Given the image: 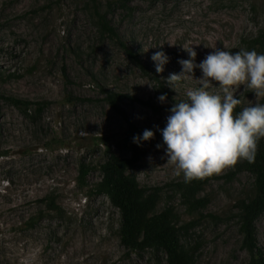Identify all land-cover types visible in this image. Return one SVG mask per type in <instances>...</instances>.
<instances>
[{"label":"rangeland","instance_id":"374dc122","mask_svg":"<svg viewBox=\"0 0 264 264\" xmlns=\"http://www.w3.org/2000/svg\"><path fill=\"white\" fill-rule=\"evenodd\" d=\"M97 2L145 67L119 41L101 35L90 0H0V92L48 102L30 118L0 99V264H166L163 251L132 252L122 244L121 215L101 187L109 152L131 157L116 146L128 123L105 100L106 91L126 95L119 105L138 126H162L170 97L187 100V91L200 86L199 68L174 89L167 83L181 72L178 61L189 59L184 48L197 52V64L215 49L264 54L256 42L264 36V0ZM158 51L169 57L161 73L151 59ZM211 91H220L217 82ZM235 95L242 101L235 113L264 104L246 86ZM159 145L128 174L142 187L161 188L157 212L172 210L197 264H249L236 213L254 177L243 172L229 181L231 168L215 175L199 193L208 206L193 215L178 187L183 173L176 175L167 146ZM256 225L264 249V214Z\"/></svg>","mask_w":264,"mask_h":264},{"label":"trees","instance_id":"16d2710c","mask_svg":"<svg viewBox=\"0 0 264 264\" xmlns=\"http://www.w3.org/2000/svg\"><path fill=\"white\" fill-rule=\"evenodd\" d=\"M96 17L98 29L102 36H107L119 41L128 52L129 56L141 67L146 65L131 49L120 39L117 30L111 26L107 15L100 11L97 0H90ZM261 44L264 51V36L256 40ZM126 95L106 91V101L114 110L122 115L128 123L125 136L116 142L120 150L129 151L131 157L119 156L110 151L106 161L102 164L103 179L101 187L105 188L113 205L119 210L121 215L120 237L124 246L132 252H143L152 250L163 251L166 254V264H197L195 250L190 243H185L181 238V227H178L174 220L171 209L157 212L160 200V187H142L135 176L129 175L128 171L136 167L140 161L146 158L149 150L159 144H164L161 130L166 126L141 127L129 119L124 109L119 105V101ZM151 106L156 111L158 106L151 101H143L137 97H131ZM171 102L167 107L169 111L175 102L184 99L170 97ZM0 99H4L20 108L24 114L30 118H35L43 113L48 102H32L14 96H7L0 92ZM238 108V107H237ZM242 109L236 110L238 114ZM170 113V111H169ZM171 114V113H170ZM154 132V138L140 143L133 142L134 137H142L144 130ZM81 180L87 175V170L81 167ZM243 172H249L254 177L251 194L237 202L239 232L242 236V247L250 254L249 264H264V249L260 247L257 239L256 222L264 214V138L259 141L258 151L254 162L241 161L225 175L227 180H233ZM215 175L205 179H194L191 182L178 183L180 191L186 197L188 210L191 214H199L209 204V198L199 197V193L205 188L210 179ZM214 219H219L217 215H210ZM192 226V223L186 225ZM162 264V261H160Z\"/></svg>","mask_w":264,"mask_h":264},{"label":"clouds","instance_id":"9594fccd","mask_svg":"<svg viewBox=\"0 0 264 264\" xmlns=\"http://www.w3.org/2000/svg\"><path fill=\"white\" fill-rule=\"evenodd\" d=\"M184 49L189 59L178 61L181 72L170 74L167 83L174 89L181 81L194 79V69L199 68L203 75L195 80L200 86L187 91V100L174 103L161 133L167 146V163L175 166L177 176L183 173L187 183L220 175L241 161L254 162L259 141L264 138V104L244 107L237 114L234 110L242 101L235 92L246 86L256 97H264V54L215 49L197 64V52L192 47ZM151 59L156 62L157 73L163 72L169 61L163 51L154 53ZM213 81L219 92L211 91ZM158 100L165 102L167 94ZM154 135L146 129L133 142L139 144Z\"/></svg>","mask_w":264,"mask_h":264}]
</instances>
